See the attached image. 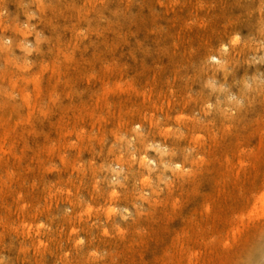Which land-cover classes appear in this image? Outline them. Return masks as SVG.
I'll list each match as a JSON object with an SVG mask.
<instances>
[{"label":"rangeland","instance_id":"1","mask_svg":"<svg viewBox=\"0 0 264 264\" xmlns=\"http://www.w3.org/2000/svg\"><path fill=\"white\" fill-rule=\"evenodd\" d=\"M261 195L264 0H0V264H264Z\"/></svg>","mask_w":264,"mask_h":264},{"label":"bare ground","instance_id":"2","mask_svg":"<svg viewBox=\"0 0 264 264\" xmlns=\"http://www.w3.org/2000/svg\"><path fill=\"white\" fill-rule=\"evenodd\" d=\"M25 35H26V34H25ZM25 35H23V36L25 37ZM19 46H20V45H19ZM20 47H21V46H20ZM24 48H25V47H24ZM24 48H23V49H24ZM26 49H27V47H26ZM209 58H210V57H209ZM213 58H214V56H213ZM214 60H215V59H214ZM37 80H38V79H37ZM36 82H37V81H36ZM35 84H36V83H35ZM243 86H244V85H243ZM244 88H245V87H244ZM244 90H245V89H244ZM219 92H220V90H219ZM243 92H245V91H243ZM245 94H246V93H245ZM246 95H247V94H246ZM24 96H25V94H24ZM26 97H27V96H26ZM225 97H226V96H225ZM26 99H27V98H26ZM23 100H24V98H23ZM28 101H29V100H28ZM231 101H232V100H231ZM230 103H231V102H230ZM232 103H233V102H232ZM27 104H28V107H29V103H28V102H27ZM234 107H235V106H234ZM180 118H181V117H180ZM188 130H189V129H188ZM211 137H212V136H211ZM260 137H261V136H260ZM139 140H140V139H139ZM211 140H212V139H211ZM140 142H141V141H140ZM142 143H143V142H142ZM236 148H237V147H236ZM237 150H238V149H237ZM156 153H157V152H156ZM157 154H158V153H157ZM160 155H161V153H160ZM143 157H145V156H143ZM159 157H161V156H159ZM162 157H163V156H162ZM183 158H185V157H183ZM160 159H161V158H160ZM144 160H145V159L143 158L142 161H141V160H140V161H141L142 163L147 162V160H146V161H144ZM148 161H149V160H148ZM151 163H152V162H151ZM132 164H133V163H132ZM142 165H143V164H142ZM148 165H149V164H148ZM178 165H179V164H178ZM140 166H141V165H140ZM142 167H143V166H142ZM143 168H144V167H143ZM140 169H141V168H140ZM145 169H146V167H145ZM176 170H177V169H176ZM144 173H145V172H144ZM144 173H143V175H144ZM114 192H115V191H113V193H114ZM240 193H241V192H240ZM115 194H116V193H115ZM257 194H258V193H257ZM112 196H113V194H112ZM116 196H117V195H116ZM261 196H262V195H261ZM253 197H254V196H253ZM263 198H264V197L262 196L261 199L263 200ZM176 202H177V201H176ZM260 202H262V201H260ZM263 202H264V201H263ZM263 202H262V204H263ZM247 204H248V203H247ZM89 209H90V208H89ZM263 209H264V208H263ZM90 210H92V209H90ZM111 210H113V209H111ZM111 210H110V211H111ZM263 213H264V210H263ZM109 215H111V213H109ZM114 215H115V212H114ZM253 215H254V214H253ZM259 215H260V214H259ZM263 216H264V215H262V217H261L262 219H263ZM256 220H257V219H256ZM258 220H259V219H258ZM258 222H259V221H258ZM29 229H30V228H29ZM135 239H136V238H135ZM40 245H41V244H40ZM180 257H181V256H180Z\"/></svg>","mask_w":264,"mask_h":264}]
</instances>
